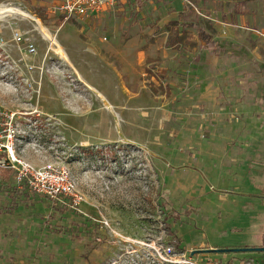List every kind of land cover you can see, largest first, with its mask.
I'll return each instance as SVG.
<instances>
[{
	"label": "rangeland",
	"instance_id": "obj_1",
	"mask_svg": "<svg viewBox=\"0 0 264 264\" xmlns=\"http://www.w3.org/2000/svg\"><path fill=\"white\" fill-rule=\"evenodd\" d=\"M42 3L0 0L34 17H0V107L17 113L18 152L34 165L69 168L84 193L83 209L107 223L68 210L1 171L0 264H264L261 251H201L263 245V203L231 197L225 210H210L207 227L196 209L174 210L178 179L166 164L174 150L165 149L174 134L142 125L135 98L152 96H124L120 52L127 55L128 26L121 14L87 25L64 20ZM16 30L33 43L34 54L13 39ZM176 239L180 249L166 255Z\"/></svg>",
	"mask_w": 264,
	"mask_h": 264
},
{
	"label": "crops",
	"instance_id": "obj_2",
	"mask_svg": "<svg viewBox=\"0 0 264 264\" xmlns=\"http://www.w3.org/2000/svg\"><path fill=\"white\" fill-rule=\"evenodd\" d=\"M112 13L128 26L124 96H152L135 98L142 125L174 134V210L206 226L231 197L264 204V0H118L85 22Z\"/></svg>",
	"mask_w": 264,
	"mask_h": 264
},
{
	"label": "built area",
	"instance_id": "obj_3",
	"mask_svg": "<svg viewBox=\"0 0 264 264\" xmlns=\"http://www.w3.org/2000/svg\"><path fill=\"white\" fill-rule=\"evenodd\" d=\"M117 2L118 0H57L49 6L48 10L52 14H58L64 20L89 21L97 14L115 7ZM12 36L18 44L23 43L26 55L36 52L33 43L27 42V38L23 37L19 31H14ZM16 119L15 111L0 107V172H9L16 183L25 184L32 191L68 210L77 212L93 221L107 223L89 215L83 209L84 193L78 189L69 168L52 162L34 165L18 152L16 136L19 130ZM174 248L172 242L163 251L168 255L173 252ZM162 257L167 260L166 257Z\"/></svg>",
	"mask_w": 264,
	"mask_h": 264
},
{
	"label": "bare ground",
	"instance_id": "obj_4",
	"mask_svg": "<svg viewBox=\"0 0 264 264\" xmlns=\"http://www.w3.org/2000/svg\"><path fill=\"white\" fill-rule=\"evenodd\" d=\"M10 13H14V14H19L22 15L24 17L30 18V19H34V17H32L26 10L19 8V7H14V6H0V17H4ZM36 20V19H35ZM36 22L38 23V27L39 29L42 31L43 35L45 38L51 40L52 42H56L55 39L49 34V32L42 26V24L39 22V20H36ZM60 54H63L62 50L60 47H58L57 50Z\"/></svg>",
	"mask_w": 264,
	"mask_h": 264
},
{
	"label": "water",
	"instance_id": "obj_5",
	"mask_svg": "<svg viewBox=\"0 0 264 264\" xmlns=\"http://www.w3.org/2000/svg\"><path fill=\"white\" fill-rule=\"evenodd\" d=\"M202 252H237V251H261L264 252V246H258V247H247V248H206L202 249ZM191 254H194V251L191 252Z\"/></svg>",
	"mask_w": 264,
	"mask_h": 264
},
{
	"label": "trees",
	"instance_id": "obj_6",
	"mask_svg": "<svg viewBox=\"0 0 264 264\" xmlns=\"http://www.w3.org/2000/svg\"><path fill=\"white\" fill-rule=\"evenodd\" d=\"M38 1V3H42V4H46V5H48V2L46 1V0H37ZM172 216H174V217H180V214L178 215L177 214V212H175V211H173V215ZM177 220V219H176ZM180 245H181V240H179V239H176L175 240V242H174V247H176V248H179L180 249ZM221 263V262H220ZM158 264H166L164 261H161V260H159L158 261ZM227 264H229V263H227Z\"/></svg>",
	"mask_w": 264,
	"mask_h": 264
}]
</instances>
